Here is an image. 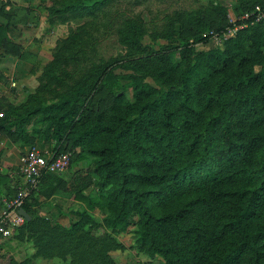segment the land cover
Instances as JSON below:
<instances>
[{
  "label": "trees",
  "instance_id": "trees-1",
  "mask_svg": "<svg viewBox=\"0 0 264 264\" xmlns=\"http://www.w3.org/2000/svg\"><path fill=\"white\" fill-rule=\"evenodd\" d=\"M113 1L62 0L46 7L47 18L95 20ZM234 1L239 14L264 5ZM253 18L236 21L244 25L207 49L198 47L209 40L204 32L234 25L222 0L181 13L152 43L144 42L141 21L125 18L116 36L131 59H99L66 87L53 62L42 85L62 91L53 90L50 100L41 90L19 105L0 103V131L21 145L46 143L51 155L70 151V163L91 157L87 179L69 187L62 172L42 173L21 205L30 219L13 230L14 239L30 241L34 257L117 264L110 252L123 245L113 233L134 225L138 250L162 264H264V18ZM6 29L0 23V46L11 41ZM71 34L87 56L84 26ZM157 38L166 43L155 48ZM96 84L108 96L95 103ZM90 186L96 195L84 192ZM62 188L88 211L98 208L101 222L79 212L64 226L30 213L34 196L45 201Z\"/></svg>",
  "mask_w": 264,
  "mask_h": 264
},
{
  "label": "rangeland",
  "instance_id": "rangeland-1",
  "mask_svg": "<svg viewBox=\"0 0 264 264\" xmlns=\"http://www.w3.org/2000/svg\"><path fill=\"white\" fill-rule=\"evenodd\" d=\"M62 0H0V5L10 3L11 5L26 4L28 10L37 11L36 15L37 29L32 27L26 31L25 35L29 37L27 44L20 42L22 47L14 48L20 53L21 67L16 68L8 75L11 76V86L8 93L12 104H21L26 100L29 93L41 91L47 100L51 99L52 91H62L64 88L59 84H48L46 90L42 84L47 81L44 78V72L51 63H55V74L62 76V84L72 85L76 83L82 75L92 68V63L104 60L110 62L114 60L131 59L128 51L122 46L116 36L118 24L125 18H134L141 21L146 29L145 43H152L155 37H159L162 29L169 22H174L181 13H187L200 7L207 6L217 0H115L111 2L104 11L97 14L95 20L89 18L72 16H54L52 20L47 18V6H59ZM225 4L233 0H223ZM234 4L228 5V22L235 23L239 21L244 14H239L234 8ZM3 13H0V16ZM84 26V31L90 36L88 42L84 45L89 54L80 55L79 43L74 46L71 41V33ZM29 28V27H28ZM204 32L202 35L206 34ZM86 41L85 34L80 37ZM79 40V38H78ZM154 45L158 48L160 44L166 43L165 39L157 38ZM173 44L178 43L177 39L170 40ZM82 44V42H81ZM214 46V40H208L205 45H198L200 49H207ZM93 47V48H91ZM25 68H23V67ZM258 70V67H255ZM116 74H123L121 68L114 70ZM24 83V86H21ZM126 83L125 79H120L119 85ZM119 88V86H118ZM51 89L50 91H47ZM98 89V90H97ZM93 102H98L108 96L107 89L96 84L90 93ZM128 99H132L131 89L125 90ZM28 129H31V124ZM46 144V143H45ZM91 166V157L85 160L71 161L67 169L62 172V176L67 181V186L74 185L87 179V173ZM78 184V183H77ZM72 188V187H71ZM71 188H63L57 193L56 202L60 204H46L43 200H38V196L33 197V204L30 213L40 217H47L51 222H56L64 226L80 218L79 212L90 213L97 222H101L103 213L95 208L88 211L83 202L77 201ZM85 193L94 194L95 189L92 186L87 188ZM104 228L93 229L95 235H101ZM108 231V230H107ZM117 242L123 245V248L111 250V256L117 264H162V260L155 256L151 257L141 251L135 245L137 238L136 227L131 225L126 231L113 233ZM12 233L7 238H0V264H73L70 257L65 261H60L56 257L43 258L34 257V248L30 241H17Z\"/></svg>",
  "mask_w": 264,
  "mask_h": 264
},
{
  "label": "crops",
  "instance_id": "crops-1",
  "mask_svg": "<svg viewBox=\"0 0 264 264\" xmlns=\"http://www.w3.org/2000/svg\"><path fill=\"white\" fill-rule=\"evenodd\" d=\"M222 3L227 5L223 0ZM229 4H235V1L233 0ZM0 13H3L0 16V23L7 26L6 34L11 39V41H5L3 46H0V103H8L11 99L8 98L11 86V76L8 74L10 71L12 72L16 68L21 67L19 53L14 48L17 46L22 47L20 42L25 45L27 44L26 40L29 37L25 35L26 31H29L32 27L37 29V23L35 21H37L36 15L38 12L28 10L25 3H20L17 6L7 3L0 5ZM21 86L23 87L24 83H21ZM36 147L41 151L49 152L48 144L37 143ZM28 148V146L21 145L19 141L13 140L0 131V208L3 199L13 195L18 185L22 183V178L19 174V157ZM57 192L48 200H45L46 204L60 206L56 202V198H58L56 196L58 194ZM37 198L39 201L43 200L41 195H38Z\"/></svg>",
  "mask_w": 264,
  "mask_h": 264
},
{
  "label": "built area",
  "instance_id": "built-area-1",
  "mask_svg": "<svg viewBox=\"0 0 264 264\" xmlns=\"http://www.w3.org/2000/svg\"><path fill=\"white\" fill-rule=\"evenodd\" d=\"M250 15L254 16V21L263 19L264 5H257L252 12L244 13L241 20L249 18ZM243 25L234 24L222 32L211 30L204 36L208 35L210 40H214L215 46H221L225 39L233 36ZM1 116L2 114L0 113ZM71 154L70 151H64L51 155L49 152L41 151L36 146H32L20 155L19 174L22 178V183L18 185L14 195L3 199L0 208V235L3 238L9 237L13 230L23 223L24 217L19 214L18 210L24 203L25 198L37 187L42 173L46 171L63 172L70 164Z\"/></svg>",
  "mask_w": 264,
  "mask_h": 264
},
{
  "label": "water",
  "instance_id": "water-1",
  "mask_svg": "<svg viewBox=\"0 0 264 264\" xmlns=\"http://www.w3.org/2000/svg\"><path fill=\"white\" fill-rule=\"evenodd\" d=\"M19 214L22 215L26 220H29L30 219V215L23 209V208H20L18 210Z\"/></svg>",
  "mask_w": 264,
  "mask_h": 264
}]
</instances>
